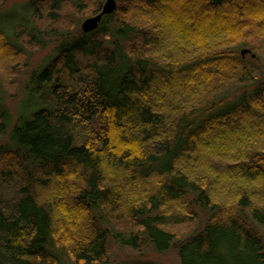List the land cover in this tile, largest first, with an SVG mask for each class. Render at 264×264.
<instances>
[{
    "label": "trees",
    "instance_id": "obj_1",
    "mask_svg": "<svg viewBox=\"0 0 264 264\" xmlns=\"http://www.w3.org/2000/svg\"><path fill=\"white\" fill-rule=\"evenodd\" d=\"M103 1L0 13V79L53 46L16 118L0 104V264H264V0H117L83 33Z\"/></svg>",
    "mask_w": 264,
    "mask_h": 264
},
{
    "label": "rangeland",
    "instance_id": "obj_2",
    "mask_svg": "<svg viewBox=\"0 0 264 264\" xmlns=\"http://www.w3.org/2000/svg\"><path fill=\"white\" fill-rule=\"evenodd\" d=\"M29 0H6L4 3L0 2V13H6L10 12L7 15L10 16V19H14L16 15H19L18 12L20 9L26 7V4L28 3ZM104 3V1H103ZM102 3V5H103ZM116 6H117V0H115ZM15 11V12H11ZM18 11V12H17ZM63 12H65L68 15H71L70 8L64 7ZM89 14H87L82 20L80 18L79 26L82 24V21H84L87 18H90L94 15L90 14V10L86 11ZM75 20L77 18L75 17ZM67 23L74 22L73 20L68 19ZM73 24V23H71ZM71 24H68L67 27H71ZM251 42L245 41V43L242 45L241 49H247L249 50V53H246L245 55H242V58H245L248 60V57H251L254 59L256 56V53L252 51ZM52 45L46 49H40V48H31V47H24V53L21 55L19 61L13 63L12 65L14 67H11L12 69H15V76L13 77L12 73L8 74L7 77H2L0 80H2V87L0 88V104H2L6 110L9 111L11 114L12 118L15 119L17 115V110L19 104L22 102V100L25 97V91L28 77L30 73L33 70H37L43 65H46L50 59H51V53H52ZM241 50V51H242ZM252 52V53H251ZM241 56V55H240ZM253 56V57H252ZM5 65L0 66L1 70L3 71V68ZM9 68V70H12ZM1 71V72H2ZM7 72L8 70L5 69ZM1 77V75H0ZM5 140V139H4ZM1 139L2 143L4 141ZM224 200H221L220 205L229 207L230 203L232 202L229 201L228 199H225L224 195L222 196ZM196 220L193 223H188V225L185 226H180L178 228V235H186L189 234L192 225L193 228L198 226V229L202 228L203 225V217L201 215H197ZM263 238H264V233H263ZM142 251L135 253V252H130L128 250L121 249L117 246H114L113 244L109 245L107 257H106V262L105 264H179L178 259L176 257V254L173 251H170L168 253L158 255L152 251L150 248H143L141 249ZM59 257H61V264H73L70 256L67 255L65 252H57Z\"/></svg>",
    "mask_w": 264,
    "mask_h": 264
},
{
    "label": "water",
    "instance_id": "obj_3",
    "mask_svg": "<svg viewBox=\"0 0 264 264\" xmlns=\"http://www.w3.org/2000/svg\"><path fill=\"white\" fill-rule=\"evenodd\" d=\"M114 9H116L115 0H104L100 13L82 21L80 28L83 33H90L96 30L102 17L105 15H111L115 11ZM246 53H249V50L243 49L241 51V56Z\"/></svg>",
    "mask_w": 264,
    "mask_h": 264
}]
</instances>
